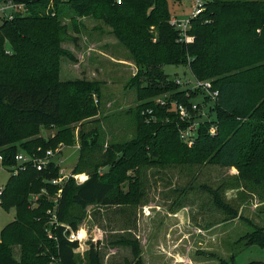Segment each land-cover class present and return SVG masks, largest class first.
<instances>
[{
  "label": "trees",
  "instance_id": "obj_1",
  "mask_svg": "<svg viewBox=\"0 0 264 264\" xmlns=\"http://www.w3.org/2000/svg\"><path fill=\"white\" fill-rule=\"evenodd\" d=\"M12 1L24 4L26 12L0 17V165L11 171L0 206L15 210L14 219L0 230V264H79L75 250L80 242L68 236L78 229L84 209L137 206L143 170L177 165L235 168L217 187H201L227 219L242 218L250 227L233 241L232 250L252 244L264 248V224L241 217L240 204L224 196L226 188H236L241 198L248 193L264 205V0H207L191 20L189 41H179L168 23V0ZM65 10L72 11L70 24L76 31V17L102 20L137 68L130 82L141 102L133 114L134 135L108 143L97 156L100 132L96 127L86 131L83 124L99 112L100 83L60 78L61 58H74L62 43L77 40L61 24ZM165 64L186 66L217 91L207 116L199 113V102L192 111L191 120L201 121L192 145L180 139L178 126L187 122L169 103L190 108L200 91L181 88L164 72ZM141 76L148 82L142 83ZM165 91L166 104L155 103L153 97ZM74 123L80 127L79 156L71 172L86 173L83 182L70 176L60 185L51 183L60 170L53 161L40 170L25 161L12 173L19 152L42 158L60 143L72 145ZM212 124L214 134L209 132ZM40 126L56 131L44 140ZM112 243L130 247L132 258L122 264H144L137 238L125 234ZM14 246L20 248L19 260L12 254ZM234 250L227 259L218 257V264H234ZM86 258V264H100L97 245H90Z\"/></svg>",
  "mask_w": 264,
  "mask_h": 264
},
{
  "label": "rangeland",
  "instance_id": "obj_2",
  "mask_svg": "<svg viewBox=\"0 0 264 264\" xmlns=\"http://www.w3.org/2000/svg\"><path fill=\"white\" fill-rule=\"evenodd\" d=\"M168 3L170 12L178 17L190 12L188 0H180L179 5L173 4L172 0ZM71 15L72 11H63L61 24L67 25L68 33L77 40L65 41L62 46L74 58H61L60 78H84L100 83V98L96 102L99 112L83 124L86 131L96 127L100 132L97 144L100 151L96 149L94 152L97 156L108 143L128 140L134 135L133 114L141 102L130 82L137 68L128 49L102 20L90 16L76 17V31L70 24ZM162 68L171 79L184 82L190 78L186 66L165 64ZM140 80L145 83L149 79L141 76ZM180 86L184 87L185 83ZM167 93L165 91L153 100L155 103L158 99L165 100ZM199 97L197 95L193 102L199 101ZM70 127L74 143L69 146L60 143L56 147L61 157L60 164L58 160L57 163L67 175L79 156V123ZM55 131L56 128L40 126L38 135L46 140ZM235 173V168L215 165L144 169L143 197L137 206L89 205L84 209V218L77 229L80 245L75 252L78 263L86 264L90 245H97L100 264H122L130 260V247L112 243L125 234L138 239L144 264H218V257L229 258L234 250L233 241L250 227L242 218L227 219L201 185L215 188ZM10 174V170L0 165V187L4 186ZM224 196L233 205L240 204L241 217L258 225L264 224V208L259 211L264 205L257 198L248 193L241 198L236 188H226ZM14 215L13 208L5 210L0 206V230L14 219ZM234 251V264L264 263V248L257 244ZM12 254L19 260L20 248L12 247Z\"/></svg>",
  "mask_w": 264,
  "mask_h": 264
},
{
  "label": "built area",
  "instance_id": "obj_3",
  "mask_svg": "<svg viewBox=\"0 0 264 264\" xmlns=\"http://www.w3.org/2000/svg\"><path fill=\"white\" fill-rule=\"evenodd\" d=\"M190 2V12L186 16L178 17L176 14L170 12V16L168 18V23L173 26L177 31H178V39L179 41H189L191 39V36L187 33V31L190 28L191 25V20L196 18L203 10H204V5L207 0H188ZM116 3L120 4L121 0H116ZM20 11L21 13L26 12V7L22 3H14L12 0H3L0 3V17L7 16L9 18L12 17L13 12ZM175 83L177 84H184V89H191V90H199V101L192 102L190 105V108L186 105H184L181 102L177 101H170V110L174 111L177 115L178 118L181 121H186L187 124L185 126H178V133L179 137L182 141H184L187 145H192L195 141V138L197 137V132L200 124V119L199 118H194L191 120L192 117V111L197 110L198 108V102L202 106V110H200V114L203 116H207L208 110H209V105L211 102H213L216 99L217 96V91L212 90V84L210 80H199L195 77H193L190 74V78L186 79L184 82H181L179 79H174ZM188 94V93H186ZM205 97H209V100L207 103L203 102V99ZM166 99L160 100L158 99L156 103H159L160 105H165L166 104ZM147 112H151V110H148ZM216 130V127L214 124H212L209 127V132L210 134H214ZM79 147V146H78ZM60 153L59 151L57 152V149L53 150H46L44 153V156L42 158L38 157L35 158L32 155L26 154V153H17L14 156V159L16 161V165L12 166V173L17 172V167L18 165L22 164L25 161H31L33 162L34 166L36 169L40 170L44 168L48 163L54 162L55 164L58 165L57 160L60 164L61 157L59 156ZM1 159V156H0ZM60 167V166H59ZM64 170L62 167H60L59 170V175L56 178H53L50 180L51 183L53 184H62L64 180L69 178L70 176L75 179L77 183L83 182L87 178L86 173L82 174H74L70 172L68 175L64 174ZM2 187H0V192H1ZM60 192V189L58 190V193ZM50 236V235H49ZM69 239L74 240L79 238V233L76 230V234L71 231L69 233Z\"/></svg>",
  "mask_w": 264,
  "mask_h": 264
},
{
  "label": "crops",
  "instance_id": "obj_4",
  "mask_svg": "<svg viewBox=\"0 0 264 264\" xmlns=\"http://www.w3.org/2000/svg\"><path fill=\"white\" fill-rule=\"evenodd\" d=\"M175 1V2H174ZM172 0V2H173V4H177V5H179L178 3L180 2V0Z\"/></svg>",
  "mask_w": 264,
  "mask_h": 264
}]
</instances>
